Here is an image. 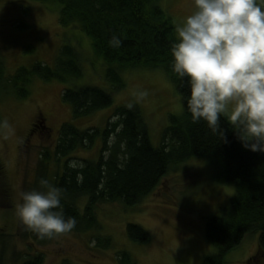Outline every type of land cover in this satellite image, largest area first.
Returning a JSON list of instances; mask_svg holds the SVG:
<instances>
[{
    "label": "rangeland",
    "instance_id": "374dc122",
    "mask_svg": "<svg viewBox=\"0 0 264 264\" xmlns=\"http://www.w3.org/2000/svg\"><path fill=\"white\" fill-rule=\"evenodd\" d=\"M158 3L176 25L194 10V0ZM60 10L57 2L0 0V59L6 78L19 67L36 62L53 66L64 44L75 47L82 66V74L67 81L36 77L25 98L9 90L11 84L6 79L0 81V159L11 192V199L0 205V264H23L37 253L43 254V264H121L124 250L134 264H201L217 251L206 237V223L211 216L219 215L236 193L234 184L214 179L216 167L203 157L171 163L154 190L133 206L121 201L99 202L96 215L100 225L84 232L70 231L38 243L30 238L17 216L15 204L21 202L20 193L44 191L41 179L52 184L55 172L62 171L61 163L53 158L46 161L43 151H53L63 123L102 131L118 107L137 105L147 121L152 143L159 146L169 116L183 112L182 96L162 68L120 69L125 84L116 89L107 79V64L95 52L92 38L77 23L61 25ZM19 22H26V26L19 27ZM83 85L105 89L111 93L113 103L90 115L75 117L72 106L62 98V90ZM141 92L147 95L140 97ZM42 122L47 126L40 127ZM110 141H114L112 136ZM165 142L172 147L170 141ZM100 144L97 138L91 148L72 152L70 166L96 160ZM128 223L144 227L150 239L132 240L127 233ZM259 234V230L248 232L237 247L225 254V264H250V257L258 250Z\"/></svg>",
    "mask_w": 264,
    "mask_h": 264
},
{
    "label": "trees",
    "instance_id": "16d2710c",
    "mask_svg": "<svg viewBox=\"0 0 264 264\" xmlns=\"http://www.w3.org/2000/svg\"><path fill=\"white\" fill-rule=\"evenodd\" d=\"M35 1L59 3L60 24L77 23L92 38L95 52L107 64V79L116 89L125 84L120 69L162 68L182 96L183 112L169 116V124L159 146L152 143L147 121L137 105L118 107L111 117L116 119L110 118L102 131L63 123L55 148L53 151L46 148L43 157L46 161L53 158L61 163L62 171L55 172L52 185L63 190L61 204L65 217L71 216L76 220V226L71 231L84 232L100 225L96 215L99 202L121 201L133 206L154 190L171 163L203 157L215 165L214 179L234 184L236 193L230 204L206 223V237L217 246V251L206 256L201 264H225V254L237 247L253 230L260 232L258 250L248 262L264 264V152L244 148L223 116L220 123L227 143L213 134L205 121H192L186 105L189 87L186 81L181 85L171 66L174 59L171 44L176 39V23L158 0ZM18 26H26V22H19ZM114 34L122 41L119 48L109 45ZM81 74L82 66L72 44L61 47L53 66L36 62L30 67H19L9 78H6L5 66L0 59V81L6 79L11 84L9 90L14 89L20 98L30 95V86L36 77L45 81H67ZM62 98L72 106L75 117L90 115L113 103L111 93L96 85L65 87ZM2 124L0 113V126ZM45 126L42 122L40 127ZM111 136L114 138L112 143ZM97 138L101 141L98 158L85 160L81 166H70V154L79 148H91ZM165 141H170L172 147ZM10 199V186L0 159V205ZM127 233L134 241L146 242L150 239L148 231L136 223L127 224ZM28 235L38 243L50 239L41 238L29 230ZM120 262L134 264L126 250L122 251ZM43 263L42 253L23 262Z\"/></svg>",
    "mask_w": 264,
    "mask_h": 264
},
{
    "label": "clouds",
    "instance_id": "9594fccd",
    "mask_svg": "<svg viewBox=\"0 0 264 264\" xmlns=\"http://www.w3.org/2000/svg\"><path fill=\"white\" fill-rule=\"evenodd\" d=\"M175 34L171 66L181 85L186 81L189 87L192 121H205L227 143L223 116L244 148L264 152V3L194 0V10L175 26ZM121 43L115 34L109 41L114 48ZM40 185L44 191L21 192L15 204L23 225L41 238L73 230L76 220L65 217L61 204L63 190L45 179Z\"/></svg>",
    "mask_w": 264,
    "mask_h": 264
}]
</instances>
